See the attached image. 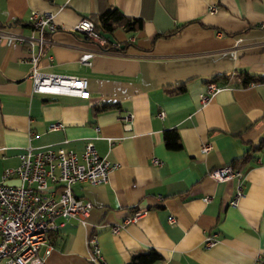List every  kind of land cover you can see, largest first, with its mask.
Masks as SVG:
<instances>
[{
    "label": "crops",
    "instance_id": "crops-1",
    "mask_svg": "<svg viewBox=\"0 0 264 264\" xmlns=\"http://www.w3.org/2000/svg\"><path fill=\"white\" fill-rule=\"evenodd\" d=\"M108 7L141 18L142 28H116L107 48L71 31ZM32 10L52 11L59 26L48 35L41 70L85 78L89 95L31 92L26 43L0 39V176L28 146L80 152L91 141L117 163L104 183L72 185L92 208L83 223L56 218L39 264H92V233L107 264H126L150 248L162 255L151 264H264V146L254 149L264 133V81L242 84L241 75L264 76V0H0V27L29 35ZM220 74L226 84L212 79ZM208 81L222 87L201 103ZM54 122L62 126L53 129ZM171 129L178 148L165 144ZM203 143L211 145L206 153ZM224 164L240 176L208 175ZM206 235L216 241L205 245Z\"/></svg>",
    "mask_w": 264,
    "mask_h": 264
},
{
    "label": "built area",
    "instance_id": "built-area-1",
    "mask_svg": "<svg viewBox=\"0 0 264 264\" xmlns=\"http://www.w3.org/2000/svg\"><path fill=\"white\" fill-rule=\"evenodd\" d=\"M215 8V5H211L210 11L214 12ZM53 18L52 11L32 10L27 17L31 27L29 35L12 34L5 27H0V39L11 38L26 43L28 56L25 60L31 65L28 73L31 92L87 98L89 91L85 78L45 72L38 64L44 54L48 35L59 28ZM71 31L82 34L101 47L107 42L87 17H81ZM47 58L51 59L50 55ZM82 63L89 64V61L83 60ZM221 87L214 81H208L199 95L200 102H207ZM158 115L162 117L163 111ZM131 117V114H125L122 118L129 121ZM61 126L59 122L50 124L53 129ZM210 148L209 143H203L200 151L206 153ZM153 162H157L156 159ZM116 164L101 156L91 141H87L80 152L63 147H26L19 156V163L15 167L5 168L0 176V261L3 260L4 264L41 263L40 250L44 248L43 253H49V236L59 227L56 218H73L83 223L92 208L89 200L72 193V185L77 182L104 183ZM208 175L217 181H224L240 176V172L231 164H224L210 169ZM12 178L18 179L19 184L4 183ZM241 195L239 184L230 203L236 205ZM208 198L203 200L207 201ZM140 213L137 210L126 216L121 223L110 226L111 233H117L125 223L134 221ZM168 220L173 222L174 217L169 216ZM215 241L214 235H206L204 239L205 245ZM87 245V258L92 264H107L100 253L95 233L88 236Z\"/></svg>",
    "mask_w": 264,
    "mask_h": 264
},
{
    "label": "trees",
    "instance_id": "trees-1",
    "mask_svg": "<svg viewBox=\"0 0 264 264\" xmlns=\"http://www.w3.org/2000/svg\"><path fill=\"white\" fill-rule=\"evenodd\" d=\"M89 18V17H87ZM94 23V27L99 32H108L113 34L114 30L116 28H122L125 32L133 33L143 26V21L139 17H133V16H127L124 13H122L118 8L116 7H108L95 15L92 18H89ZM176 30L169 31L165 33V35L173 34ZM110 44V42H106L105 45H103V48H107V46ZM242 75V84H247L249 82H261L264 81V76L261 75H255V74H248V73H241ZM215 81H220L222 84H226L228 82V76L226 74H220L212 77ZM184 85L181 84L177 87V89H183ZM111 106V104H103L101 109H105ZM178 140V133L175 129L166 130L164 132V141L167 147L169 148H178L179 144L177 142ZM264 146V133L254 146V149H258L260 147ZM249 150H246L244 153V156H240L236 160H244L245 154H247ZM162 259V255L156 251L153 248L148 249L144 252H139L136 254H132L127 261L126 264H151L154 262H157Z\"/></svg>",
    "mask_w": 264,
    "mask_h": 264
},
{
    "label": "water",
    "instance_id": "water-1",
    "mask_svg": "<svg viewBox=\"0 0 264 264\" xmlns=\"http://www.w3.org/2000/svg\"><path fill=\"white\" fill-rule=\"evenodd\" d=\"M100 33L102 34L103 37L107 39L108 42L114 43V44L116 43V40L111 33H108V32H100ZM119 46L122 47L123 45L120 44ZM4 183L12 184V185L19 184V180L12 178V179L5 180Z\"/></svg>",
    "mask_w": 264,
    "mask_h": 264
}]
</instances>
